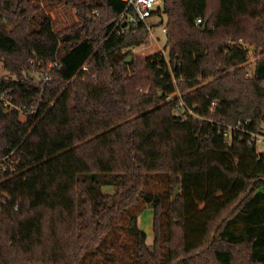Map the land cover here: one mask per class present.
<instances>
[{
	"label": "trees",
	"instance_id": "16d2710c",
	"mask_svg": "<svg viewBox=\"0 0 264 264\" xmlns=\"http://www.w3.org/2000/svg\"><path fill=\"white\" fill-rule=\"evenodd\" d=\"M40 1L0 0V87L38 108L0 102V264H264V149L247 143L264 133V0H161L168 57L129 64L148 31L116 33L124 1L59 0L82 23L60 31ZM244 43L261 54L247 75ZM34 55L59 63L45 84Z\"/></svg>",
	"mask_w": 264,
	"mask_h": 264
},
{
	"label": "rangeland",
	"instance_id": "374dc122",
	"mask_svg": "<svg viewBox=\"0 0 264 264\" xmlns=\"http://www.w3.org/2000/svg\"><path fill=\"white\" fill-rule=\"evenodd\" d=\"M97 11L98 13H95L94 17L95 28L91 26V32L94 34V37H97V42H99L98 45H100L101 36L99 34L103 31L104 25L114 20V17H112L106 6L102 3L98 7ZM39 15H46L48 17H51L54 23V29L56 31L67 29L69 28L68 26L73 23H76L79 26L80 24H82L81 20L76 15V9L74 8V6L66 4L64 1L41 0L39 3V9L36 13L35 21L37 20ZM148 22L151 26V30H147L148 33L146 35L145 41L139 46L123 50V52H128L126 58L131 57L133 61L134 58H142L161 51L164 53L165 57H168V47L166 46L165 36V25L167 22L166 16L163 14L154 15L148 19ZM240 40L241 39H239V41ZM244 45L248 48V61L244 64V69L246 71L245 75H247L251 74L254 67V62L259 56H261V54L259 48L255 47L254 45L247 43H244ZM0 74H2V76L7 75L3 71L1 64ZM181 93L182 91L177 90L178 95H181ZM262 130H264V124H262ZM256 148L258 151L263 150V147L261 145H258ZM12 159L14 158L12 157ZM144 207L145 208L138 215V224L140 228H142L146 232V243L150 246L153 242V211L146 205Z\"/></svg>",
	"mask_w": 264,
	"mask_h": 264
},
{
	"label": "built area",
	"instance_id": "2783aa9c",
	"mask_svg": "<svg viewBox=\"0 0 264 264\" xmlns=\"http://www.w3.org/2000/svg\"><path fill=\"white\" fill-rule=\"evenodd\" d=\"M125 2L123 10L118 14L114 29L116 33L135 32L139 25H143L148 31L151 30V26L148 19L155 15V11L160 7L161 0H122ZM200 19L196 20L199 23ZM230 42V40H228ZM242 43V41H239ZM59 63L57 60L44 61L41 57L34 55L29 59V65L31 66V77L33 83L45 84L50 79V71ZM2 74H0V77ZM169 100L170 97L168 96ZM0 102L2 103L6 111L12 110L18 113L19 117L24 119L27 116L37 112V107L32 105L27 108L20 104L13 102V95L11 90L2 89L0 87ZM190 112V110H188ZM239 124L228 126L222 132L223 137L228 141L230 140L231 130L238 129ZM249 145L253 144L255 148L261 145L264 149V133H251L247 142ZM257 149V148H256ZM6 159V157H5ZM7 168L0 166V173H4Z\"/></svg>",
	"mask_w": 264,
	"mask_h": 264
},
{
	"label": "water",
	"instance_id": "95a60500",
	"mask_svg": "<svg viewBox=\"0 0 264 264\" xmlns=\"http://www.w3.org/2000/svg\"><path fill=\"white\" fill-rule=\"evenodd\" d=\"M124 62H125L126 64L131 63V62H132L131 57H127V58L124 60Z\"/></svg>",
	"mask_w": 264,
	"mask_h": 264
}]
</instances>
